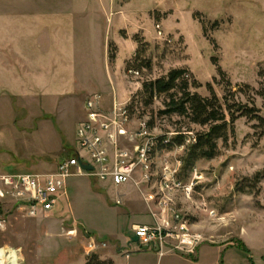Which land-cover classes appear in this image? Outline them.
<instances>
[{"label": "rangeland", "instance_id": "obj_1", "mask_svg": "<svg viewBox=\"0 0 264 264\" xmlns=\"http://www.w3.org/2000/svg\"><path fill=\"white\" fill-rule=\"evenodd\" d=\"M174 68L199 85L191 92L206 97L210 83L221 98L228 82L243 88L237 98L262 108L264 0H0V172H50L71 156L84 100L93 94L102 110L129 102L128 134L119 139L125 150L149 136L203 130L161 114L166 96L149 102L143 93L144 83ZM255 123L236 120L217 155L196 160L191 172L181 167L190 140L156 155L149 182L157 197L204 238L197 259L172 252L163 263L264 264V135ZM168 170L192 185L190 195L159 191ZM117 192L121 205L114 204ZM3 209L0 246L17 248L21 264H88L86 235L107 244L91 254L99 258L120 251L119 238L132 236L134 224L150 221L135 185L85 176L67 180L66 198L51 213L29 217L8 203Z\"/></svg>", "mask_w": 264, "mask_h": 264}, {"label": "built area", "instance_id": "obj_2", "mask_svg": "<svg viewBox=\"0 0 264 264\" xmlns=\"http://www.w3.org/2000/svg\"><path fill=\"white\" fill-rule=\"evenodd\" d=\"M127 73L138 75L134 70H128ZM126 104L127 102L122 105L114 103L108 111L102 110L100 96L89 95L84 100L86 118L76 128L77 144L71 156L58 161L55 169L50 172H0V215L7 203L29 217L51 213L66 198L67 180L73 176L94 177L116 187L132 183L150 216L148 223L132 226V237H137V241L133 243L137 249L154 251L158 257L167 252L194 257L204 240L203 235L192 229V223L180 210L164 202L162 198L159 199V192H155V186L149 182L153 177L150 169L156 155L168 150L157 148L155 136L147 137L130 150L122 149L119 145V139L128 134L124 124L131 119ZM82 165H89L92 169L86 170ZM192 170L194 167L190 172ZM136 172L145 180V189L141 188L135 178ZM175 172L168 170L162 175L158 183L159 191L169 192L183 188L190 195L192 185L182 186L178 180L179 174L175 175ZM122 197L117 192L114 204L121 205ZM1 220L2 217L0 222ZM85 240L88 241L85 246L87 255L107 246L105 242L96 241L91 236L86 235ZM20 255L17 248L0 246V264H21ZM125 256L128 257L129 254L126 253Z\"/></svg>", "mask_w": 264, "mask_h": 264}, {"label": "trees", "instance_id": "obj_3", "mask_svg": "<svg viewBox=\"0 0 264 264\" xmlns=\"http://www.w3.org/2000/svg\"><path fill=\"white\" fill-rule=\"evenodd\" d=\"M139 42H141L139 40ZM140 51L134 55L137 60ZM133 70V69H128ZM127 70V71H128ZM190 87H199L193 80L189 82L188 72L184 68H174L166 75L156 78L143 84V93L149 102L153 98L164 95L167 100L164 109L160 112L164 115H177L185 118L188 123L203 127V130L193 132L192 130L177 129L171 134L164 133L156 136L157 148L171 150L176 146H181L190 140L182 157V167L184 170L192 169L193 164L198 159H212L217 155V142L225 141L228 134L234 132V124L239 118H246L255 121V129H260L259 135H264V94L262 96V108H258L253 98H248L247 102L237 98V94L243 88L232 90L228 82L225 83L224 95L219 98L210 83L206 84L209 95L204 97L196 92H191ZM249 89V86H245ZM126 108L131 116V106L129 102ZM258 181V176L255 177ZM238 247L248 251L241 243ZM88 264H105L98 260L93 254L89 256Z\"/></svg>", "mask_w": 264, "mask_h": 264}, {"label": "crops", "instance_id": "obj_4", "mask_svg": "<svg viewBox=\"0 0 264 264\" xmlns=\"http://www.w3.org/2000/svg\"><path fill=\"white\" fill-rule=\"evenodd\" d=\"M57 26H56V28L59 29L60 28L59 26H61V24H59L57 22ZM132 238L133 237L130 235L125 236L123 238L120 237L119 238V245L121 247V250L118 252L115 251L114 249L110 250L107 253H105L102 257H99L98 260H100L101 262H103L105 264H167L166 262L163 263V258L165 256L167 257L170 255H173L172 252H167L164 256L158 257V255L154 251L138 250L136 246L133 249H127L129 247V245L131 243H133ZM199 250L200 249L198 248L195 256L192 258H195V259L198 258ZM129 252H138V255L137 256H130ZM126 253L129 254L128 257L125 256ZM122 256H124V258L126 260L125 263L122 260ZM177 259H184L185 261H188V259L183 258L181 256H177Z\"/></svg>", "mask_w": 264, "mask_h": 264}, {"label": "water", "instance_id": "obj_5", "mask_svg": "<svg viewBox=\"0 0 264 264\" xmlns=\"http://www.w3.org/2000/svg\"><path fill=\"white\" fill-rule=\"evenodd\" d=\"M82 166H83V168L86 169V170H91V169H92V167L89 166V165H82ZM136 241H137V237H133V238H132V242H136Z\"/></svg>", "mask_w": 264, "mask_h": 264}]
</instances>
